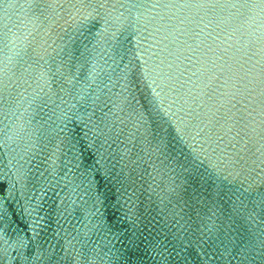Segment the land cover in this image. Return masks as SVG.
<instances>
[{
    "label": "water",
    "instance_id": "water-1",
    "mask_svg": "<svg viewBox=\"0 0 264 264\" xmlns=\"http://www.w3.org/2000/svg\"><path fill=\"white\" fill-rule=\"evenodd\" d=\"M0 264H264V0H0Z\"/></svg>",
    "mask_w": 264,
    "mask_h": 264
}]
</instances>
